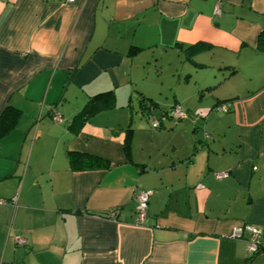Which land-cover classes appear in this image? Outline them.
Returning <instances> with one entry per match:
<instances>
[{
  "label": "crops",
  "instance_id": "1",
  "mask_svg": "<svg viewBox=\"0 0 264 264\" xmlns=\"http://www.w3.org/2000/svg\"><path fill=\"white\" fill-rule=\"evenodd\" d=\"M261 34L264 0H0V116L21 112L0 138V264H264ZM147 100L186 118L153 129ZM239 224L262 228L256 254Z\"/></svg>",
  "mask_w": 264,
  "mask_h": 264
},
{
  "label": "trees",
  "instance_id": "2",
  "mask_svg": "<svg viewBox=\"0 0 264 264\" xmlns=\"http://www.w3.org/2000/svg\"><path fill=\"white\" fill-rule=\"evenodd\" d=\"M258 45L261 49H264V34H261L258 38ZM191 47L185 51L190 50ZM114 105V99L109 92L101 93L91 97L86 105L74 116L72 122L84 123L89 117L93 116L97 112L105 109H110ZM143 114L146 117L148 111H152L153 114L161 121V117L165 116L169 110L159 108L153 101L147 100L143 103ZM21 112L15 108L7 106L0 116V138L9 134L15 127L17 120L19 119ZM147 119V118H146ZM166 119H169L166 117ZM162 124V122H161ZM161 127V126H160ZM128 140V136L126 137ZM124 147V152L128 156V142ZM68 163L70 168L74 172L92 171V170H108L110 164L108 161L81 153L69 152L67 154Z\"/></svg>",
  "mask_w": 264,
  "mask_h": 264
},
{
  "label": "built area",
  "instance_id": "3",
  "mask_svg": "<svg viewBox=\"0 0 264 264\" xmlns=\"http://www.w3.org/2000/svg\"><path fill=\"white\" fill-rule=\"evenodd\" d=\"M75 0H67L68 4H73ZM215 12L217 11V7L215 8ZM228 109V105L222 104L216 107L217 111L226 112ZM196 115L203 117V114L200 112H196ZM166 117L175 121L183 120L186 118V113L179 107L175 106L166 114ZM165 116L161 117V121L153 114L152 111H148L146 113V118L151 128L157 129L160 128L161 122L166 119ZM55 121H58L59 118H54ZM227 174H221L220 177H224ZM151 196V192L139 190L135 193L134 198L136 202L135 207V215H136V224L138 226H144L147 219V208L149 198ZM6 204L5 201L0 200V205ZM244 234H247V249L248 254L253 255L256 254L261 246V236H262V228L258 226H253L250 224H239L235 226L228 238L232 240L242 239ZM15 243L18 246H24L25 240L19 236L14 237Z\"/></svg>",
  "mask_w": 264,
  "mask_h": 264
},
{
  "label": "rangeland",
  "instance_id": "4",
  "mask_svg": "<svg viewBox=\"0 0 264 264\" xmlns=\"http://www.w3.org/2000/svg\"><path fill=\"white\" fill-rule=\"evenodd\" d=\"M170 75H171L170 72H168V71H164V74H163V75L160 74V79L168 80V79H170ZM192 76H193V78L196 77V76L193 75V74H192ZM193 80H194V79H193ZM159 93H161V92H159ZM164 93H165V92H164ZM135 111L138 112V103H137L136 100L133 101V106H132V112H135Z\"/></svg>",
  "mask_w": 264,
  "mask_h": 264
}]
</instances>
